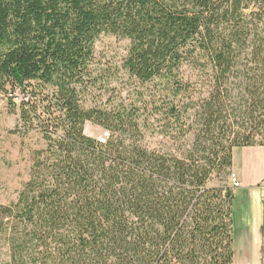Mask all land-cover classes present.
I'll return each mask as SVG.
<instances>
[{
  "label": "trees",
  "instance_id": "trees-1",
  "mask_svg": "<svg viewBox=\"0 0 264 264\" xmlns=\"http://www.w3.org/2000/svg\"><path fill=\"white\" fill-rule=\"evenodd\" d=\"M103 35L130 41L134 98L95 68ZM0 95L44 143L0 204L1 264H235L228 178L236 149L264 146V0H0Z\"/></svg>",
  "mask_w": 264,
  "mask_h": 264
},
{
  "label": "rangeland",
  "instance_id": "rangeland-1",
  "mask_svg": "<svg viewBox=\"0 0 264 264\" xmlns=\"http://www.w3.org/2000/svg\"><path fill=\"white\" fill-rule=\"evenodd\" d=\"M130 41L112 35L101 36L95 44L96 69L98 74L110 73V82L113 88L119 89L123 95L135 96V91L128 84H123L126 77L120 70L123 60L128 54ZM148 92H145V99ZM17 101V100H16ZM90 104V103H89ZM93 104V103H92ZM18 116L10 111L7 98L0 95V204L11 205L14 203L23 185L29 179L32 152L43 147L42 137L37 133L22 136L16 133ZM86 133L98 140L108 139L109 133L100 126L87 123ZM162 138L146 137V143L157 147ZM228 183L230 184L229 178ZM214 181L212 185H217ZM234 217V249L235 264H251L255 253L245 251L242 243L244 238L241 208L233 204ZM7 259L5 245L0 241V264Z\"/></svg>",
  "mask_w": 264,
  "mask_h": 264
},
{
  "label": "crops",
  "instance_id": "crops-1",
  "mask_svg": "<svg viewBox=\"0 0 264 264\" xmlns=\"http://www.w3.org/2000/svg\"><path fill=\"white\" fill-rule=\"evenodd\" d=\"M232 173L241 183L234 190V205L242 213V246L245 251L255 253L251 264H264V146L236 149Z\"/></svg>",
  "mask_w": 264,
  "mask_h": 264
},
{
  "label": "built area",
  "instance_id": "built-area-1",
  "mask_svg": "<svg viewBox=\"0 0 264 264\" xmlns=\"http://www.w3.org/2000/svg\"><path fill=\"white\" fill-rule=\"evenodd\" d=\"M229 181L233 189H238L241 187V183L239 182L237 176L234 173L230 174Z\"/></svg>",
  "mask_w": 264,
  "mask_h": 264
}]
</instances>
